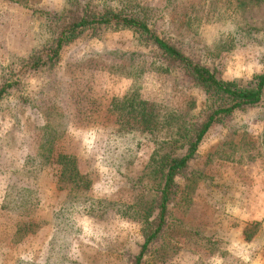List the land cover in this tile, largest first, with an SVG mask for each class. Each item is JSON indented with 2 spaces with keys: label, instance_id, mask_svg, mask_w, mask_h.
<instances>
[{
  "label": "rangeland",
  "instance_id": "374dc122",
  "mask_svg": "<svg viewBox=\"0 0 264 264\" xmlns=\"http://www.w3.org/2000/svg\"><path fill=\"white\" fill-rule=\"evenodd\" d=\"M108 7L221 79L264 73V0H0V264H135L162 159L201 119V91L129 29L30 65L68 20ZM178 183L142 264H264V100L213 126Z\"/></svg>",
  "mask_w": 264,
  "mask_h": 264
},
{
  "label": "trees",
  "instance_id": "16d2710c",
  "mask_svg": "<svg viewBox=\"0 0 264 264\" xmlns=\"http://www.w3.org/2000/svg\"><path fill=\"white\" fill-rule=\"evenodd\" d=\"M129 29L153 52L155 63L164 67V71H175L187 78L201 91L204 101L201 103V119L186 128L180 154H168L162 159L160 171L162 181L157 198L145 226L142 228L144 242L135 257V264H142L144 256L158 241L167 224L170 204L175 199L179 176L189 169L190 162L197 156L198 149L207 132L216 124L225 122L236 111L256 107L264 100V73L256 74L246 84L219 78L209 67L191 58V56L171 40L161 37L140 17L130 16L113 8L87 9L82 16L74 17L64 23L62 30L51 48L32 61V67L55 64L65 45L88 30L102 28ZM0 89V100L5 92ZM141 104H148L147 101ZM143 109H147L144 107ZM142 122L149 128L153 116L142 111ZM148 126V127H147ZM67 158V156L65 157ZM155 212V214H154ZM154 215V216H153Z\"/></svg>",
  "mask_w": 264,
  "mask_h": 264
}]
</instances>
